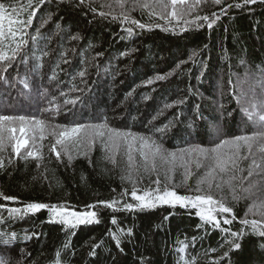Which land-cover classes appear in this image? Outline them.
<instances>
[{"label":"trees","instance_id":"16d2710c","mask_svg":"<svg viewBox=\"0 0 264 264\" xmlns=\"http://www.w3.org/2000/svg\"><path fill=\"white\" fill-rule=\"evenodd\" d=\"M0 2L27 5L28 0ZM145 2L146 8L134 7V0H33L28 11L36 12L22 50L27 63H21L19 56L10 67L0 62V116H24L31 140L30 148L17 155L7 141V129L22 123L3 122L8 145L4 141L0 150V193L17 198H0V232L15 233L10 247L0 246V257L7 264H183L181 256L195 257V264L215 260L264 264V237L240 223L245 218L264 222L256 209L249 211L253 204L264 202V172L253 169L248 176L253 159L264 168L260 151L264 141L253 143L251 149L242 146L238 168L213 173L211 189L207 183L200 185V194H211L233 209L225 214L235 215L232 224L222 223L218 229L201 221L190 206L124 207L139 203L131 197L133 187L138 195L156 189L157 175L161 189L166 184L179 195L197 194L194 189L206 176L208 161L197 168L195 159L185 156L190 158L189 179L184 182L185 168L177 163L166 180L169 166L163 161L156 160L155 172H144V161L134 145L130 168L127 144L113 148L108 141L109 129L132 132L151 137L179 156L180 149L208 148L223 139L264 131L248 119L236 99L242 93L250 99L254 92L257 100H264V3L223 0L216 5L212 0H187L175 6L174 18L171 0H140ZM213 13L219 19L211 28L197 19H214ZM125 15L146 27L123 22ZM22 18H27V12ZM129 27L131 34L126 31ZM32 36H37L36 41ZM158 75L166 78L156 80ZM34 120L44 121L43 133L40 126H33ZM76 125H103L98 130L104 136L84 128L68 142L67 154L57 145L61 153L57 159L51 151L56 141L53 132ZM229 147L223 151L227 153ZM29 151L38 152V157H28ZM109 155L114 163L107 159ZM130 171L131 181L127 179ZM225 181H230L231 188ZM248 188L250 192H245ZM233 190L240 199L233 200ZM114 200L118 210L105 206ZM29 203L96 211L98 222L70 228L53 219L47 209L26 212ZM10 208L22 212L10 216ZM223 228L243 232L235 241L240 249L229 250L225 240L233 238ZM113 233L120 236L119 247ZM24 234L30 237L19 239ZM178 241L188 245L184 253L177 252ZM225 251L229 257L220 259ZM20 256L26 259L19 261Z\"/></svg>","mask_w":264,"mask_h":264},{"label":"snow or ice","instance_id":"6c2138e0","mask_svg":"<svg viewBox=\"0 0 264 264\" xmlns=\"http://www.w3.org/2000/svg\"><path fill=\"white\" fill-rule=\"evenodd\" d=\"M40 3H43L44 0H39ZM119 2V0H117ZM197 3H200L201 0H196ZM223 2V0H212L213 4L219 5ZM257 0H244V4H255ZM261 3H264V0H260ZM83 3V0H81ZM187 0H171V4L173 5V9L170 13L172 17H177V11L175 6L177 4L183 5L186 4ZM33 0H28L27 5H17L14 3L5 4L0 2V62H5L8 67H10L19 56L21 58V63H27L26 55H22V50L28 44V40L24 39L25 36L28 35L26 29L30 28L33 23V18L35 16L36 10L28 11L29 8L32 7ZM139 4L140 7H148V4L140 3V0H134V7ZM123 6V5H121ZM241 5L236 4L235 7H240ZM167 7V5H165ZM232 7V5H229ZM95 11V9H92ZM223 11V9H222ZM27 12V18H22V13ZM101 15H106L105 13H100ZM214 19H210L208 16L204 17H197V19H203L204 21L208 22V27L211 28L212 25L219 19L215 13H213ZM116 17H114L115 19ZM164 18V17H161ZM132 25H136L137 27L143 29L146 27L145 24L140 23L135 19H130L129 16L125 15L123 17V22H129ZM159 27V25H157ZM59 27V25L57 26ZM126 31L131 34L133 29L131 27L127 28ZM37 35H39V29H37ZM78 37H73V39H77ZM37 36H32L31 40L36 41ZM4 71L7 68L3 69ZM81 77L85 75L83 71L79 73ZM262 87H264V72H262ZM166 77L163 75H158L155 79L156 80H164ZM153 81L149 80L148 83H152ZM27 83L25 82V87H27ZM238 105H240L241 110L247 115L248 119L253 121L254 124L258 125L261 129H264V114H260L257 109L264 110V100H257L255 97V93L253 92L252 97L249 99L246 94L242 93L241 96L236 97ZM70 101H65V103H69ZM182 103V101H180ZM221 107H223L221 105ZM255 118V119H254ZM19 120L22 125L26 122V118L24 116H0V150L4 148V141L5 137L3 135L4 128L3 122L4 121H14ZM33 126H40V131L43 133L44 131V121L42 120H34ZM104 127L103 125H76L72 128H65L63 131L59 133L53 132V135L56 136L55 144L51 146V151L56 154L57 159L60 158L61 153L57 151V145H60L61 148L67 154L68 142L72 141L73 138L79 137V134L82 129L84 128H92L94 135L104 136V132L99 131L98 129ZM9 133H15V128L7 129ZM157 131H160L159 129ZM21 136L17 138L15 135H10L8 137L9 140H14L15 144L13 145V149L17 155H20V149L26 148L28 145V139L25 138L26 129L24 126H21L19 129ZM108 141L112 145L113 148L117 147L121 143H126L128 146V161L130 164V168L132 167L133 157L131 155L132 149L134 145H138L136 150L139 152V155L142 157L144 164L143 170L146 173H151L156 171V160L159 159L164 162V164L168 165L169 167L165 170V179H169L168 176L169 172L174 171L177 167V163L179 161V165L185 168V176L184 182H186L191 173L188 172V165L190 160H186L185 156L192 157L195 159L196 167L199 168L204 164V161H208L209 164L208 172L205 178H202L197 181V187L194 191L197 193L195 195H179L174 189H169L165 184L163 189H161L160 185L162 183L159 175L153 181L154 184L157 185V188L153 191L144 192L142 195H138L135 187L131 191V197L138 201L137 205L133 204H126L124 207L126 209H132L133 207H138L140 209L144 208H153L156 207L157 204H164V205H171L175 206L179 204L181 207H191L196 209V216L200 218L205 224H210L214 229L221 228V224L224 225H231L233 220L235 219V215H232V218H228L225 214L233 213V209L228 207L223 203L221 200L215 199L211 194H200L203 192V189L200 185L207 183L209 189L212 187V182L208 177H212L213 173H226L227 171L236 170L238 168V161H239V150L240 148L247 147L251 149L252 144L257 141H264V131L256 132L251 135H240L235 136L231 140L223 139L219 143L215 144L212 147L205 148L203 146H197L191 149H180L178 156L176 152H169L167 149L163 147L162 144H158L155 140L151 137H146L139 134H134L132 132H122L116 129H109L108 130ZM43 139V135L40 137ZM35 139V137H33ZM78 142V141H77ZM225 146H230L229 151L226 153L223 151ZM261 153H264V146L260 147ZM194 154V155H193ZM28 157L37 158L38 152L29 151L27 152ZM69 160H71V155H69ZM246 158V157H245ZM113 163L115 162L114 157L109 155L107 157ZM262 161H264V156H262ZM0 167H3V162L0 161ZM253 169H260L264 172V168H262L261 163H257L255 159L252 161V166L248 170V176L253 175ZM137 172V179L139 178V169H135ZM260 173L258 172L257 175ZM232 177L231 179H234ZM130 181L132 180L131 171L129 176L127 177ZM225 183L229 184L231 188L230 181H225ZM216 187H220V185H216ZM250 188L244 189L245 192H250ZM191 191V189H190ZM0 198L5 201H15L16 197L6 196L3 193H0ZM233 200H238V197L235 194V191L232 192ZM104 203V202H102ZM117 201H112L110 203H106V207L113 208L114 210H118L115 208ZM3 207V205H0ZM89 208L95 207L94 205H89ZM42 209H47L51 217L53 219L58 220L61 224L70 227L76 228L78 225L81 224H91L97 221V212L96 211H83L78 212L74 210H70L65 206H58L55 204L49 205L45 203H29L25 206V211L29 213H36ZM256 209L257 213L261 216H264V202H261L259 205L253 204L249 211H253ZM9 215H14L17 213H21L22 210L20 208H10L8 209ZM115 223V219L112 221ZM240 223L244 226H251L253 230H259V235L264 237V222L256 219L249 220L247 218L240 221ZM225 233H229L230 236L233 238L232 240H225L227 244L230 245V249H240L241 245L238 242H235L240 239L243 235V232H229V229L223 228L221 229ZM113 239L116 241L117 247L120 246V236L116 234H112ZM195 237H193V246L195 244ZM15 240V233H4L0 232V246L3 247H10ZM181 244V247L177 249L178 253H184L187 249L188 245L185 244L183 241H178ZM67 248V245H65ZM212 251H216L213 249ZM57 257H59L60 253H56ZM229 251H225L223 256L220 259L228 258ZM180 259L183 261V264H195V257L192 259H185L184 256H181ZM0 264H7V261L0 257ZM59 264V261H57ZM212 264H220L219 260H215Z\"/></svg>","mask_w":264,"mask_h":264},{"label":"rangeland","instance_id":"374dc122","mask_svg":"<svg viewBox=\"0 0 264 264\" xmlns=\"http://www.w3.org/2000/svg\"><path fill=\"white\" fill-rule=\"evenodd\" d=\"M246 78V77H245ZM244 79V77H242V78H240V79H238V81H242ZM121 108H123V107H121ZM21 126H24L25 127V125H19L18 127H16V132L15 133H10V135H15L17 138H19L20 136H21V133L19 132V129H20V127ZM25 129H26V135H25V138L26 139H28V145H27V147L29 146V148H30V146H31V140H30V138L27 136V128L25 127ZM29 131V130H28ZM39 137V135L37 136V138ZM7 141L11 144V149L12 150H14L13 149V145L15 144V141L14 140H9L8 138H7ZM7 141H5V143L8 145V143H7ZM26 147V148H27ZM23 149V148H22ZM21 150V149H20ZM15 152V151H14ZM16 153V152H15ZM186 157H188V156H186ZM187 160H190V158H186ZM178 163H179V161H178ZM170 173H174V172H170ZM206 176H204V178H205ZM209 178V177H208ZM210 180H211V182L214 180L213 179V176H212V178H209ZM205 184V183H204ZM203 185V184H202ZM221 185H223V183L221 182ZM205 186H207V185H205ZM223 187H224V185H223ZM177 205H179V204H177ZM30 237V235H27V234H24V235H21L20 237H19V239H21V240H27L28 238ZM24 259H26V258H24V257H22V256H20L19 257V261H23Z\"/></svg>","mask_w":264,"mask_h":264}]
</instances>
